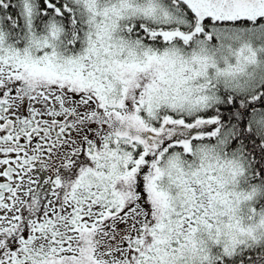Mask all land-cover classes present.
Instances as JSON below:
<instances>
[{
    "label": "snow or ice",
    "instance_id": "obj_1",
    "mask_svg": "<svg viewBox=\"0 0 264 264\" xmlns=\"http://www.w3.org/2000/svg\"><path fill=\"white\" fill-rule=\"evenodd\" d=\"M0 264H264V0H0Z\"/></svg>",
    "mask_w": 264,
    "mask_h": 264
}]
</instances>
